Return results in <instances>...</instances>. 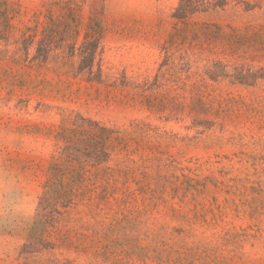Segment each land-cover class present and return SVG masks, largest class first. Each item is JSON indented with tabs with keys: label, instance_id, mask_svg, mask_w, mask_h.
<instances>
[{
	"label": "rangeland",
	"instance_id": "obj_1",
	"mask_svg": "<svg viewBox=\"0 0 264 264\" xmlns=\"http://www.w3.org/2000/svg\"><path fill=\"white\" fill-rule=\"evenodd\" d=\"M178 1L0 0V264H264V0ZM78 116L118 139L43 210Z\"/></svg>",
	"mask_w": 264,
	"mask_h": 264
},
{
	"label": "trees",
	"instance_id": "obj_2",
	"mask_svg": "<svg viewBox=\"0 0 264 264\" xmlns=\"http://www.w3.org/2000/svg\"><path fill=\"white\" fill-rule=\"evenodd\" d=\"M231 2L243 5L246 11L258 6L254 0H179L171 16L175 19V24L185 23L195 14L225 10ZM88 49V43L79 47L83 60L92 57V52ZM84 67H80V71ZM91 72L92 70H89V73ZM71 124L70 127H64L59 134L63 145L60 147L57 161L51 165L50 187L59 186L60 189L55 196L43 198L39 202V207L43 210L50 207L52 212L59 213L58 203L67 207L84 192V187L88 189L85 184V174L89 172L87 165L95 167L107 161L110 154L108 147H112L108 142L118 139L117 136L113 137L114 129L90 118L78 116ZM66 178L68 181H65Z\"/></svg>",
	"mask_w": 264,
	"mask_h": 264
}]
</instances>
